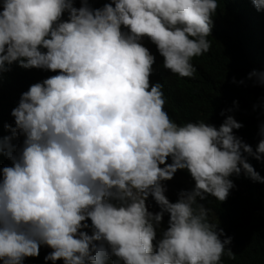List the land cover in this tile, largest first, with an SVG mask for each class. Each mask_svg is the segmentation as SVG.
<instances>
[{
  "label": "clouds",
  "instance_id": "obj_1",
  "mask_svg": "<svg viewBox=\"0 0 264 264\" xmlns=\"http://www.w3.org/2000/svg\"><path fill=\"white\" fill-rule=\"evenodd\" d=\"M252 4L264 11V0ZM218 7V0H109L99 7L0 0V78L13 64L56 73L21 93L14 124L4 125L10 135L0 138V264H24L42 246L51 249L44 260L52 264L235 259L232 237L200 201H225L233 175L264 183L248 160L264 162V122L255 149L233 131L243 124L231 114L218 128L177 123L164 108L163 84L151 81L156 57L144 44L155 46L164 69L193 78V58L211 48ZM248 78L264 86V71ZM178 170L194 184L172 202L164 181Z\"/></svg>",
  "mask_w": 264,
  "mask_h": 264
},
{
  "label": "trees",
  "instance_id": "obj_2",
  "mask_svg": "<svg viewBox=\"0 0 264 264\" xmlns=\"http://www.w3.org/2000/svg\"><path fill=\"white\" fill-rule=\"evenodd\" d=\"M89 2L99 7L109 0ZM75 3L79 6L80 0ZM218 3L212 36L208 37L211 48L204 55L193 58L192 63L197 69L193 78H180L164 69L155 46L144 40L145 46L156 57L151 81L163 84L164 108L177 123L205 120L218 128L225 116L231 114L243 124L242 128L233 131L255 149L259 140L258 127L264 122V86L256 84L255 78L249 79L248 73L253 69L264 71V11H257L252 0H218ZM55 74L13 64L12 70L0 78V138L10 135L4 125L14 124L10 113L21 93L32 83ZM227 109L231 111L221 115V111ZM20 139H14L13 143H20ZM248 160L264 176V162L250 156ZM2 161L3 166L11 163L3 154ZM168 162H171L170 158ZM230 179L235 187L225 201L218 202L212 196L200 201L210 209L212 222L219 223L225 235L232 237L227 247L234 252L235 259L225 254L223 264H264V183L254 182L243 173ZM164 184L166 195L175 202L179 191L191 189L194 181L186 170H178L173 179ZM148 204L150 210H159L151 197ZM167 220L165 214L162 227L167 226ZM50 251L42 246L40 255L25 258L24 264H52L44 260ZM55 264H63V261L57 260Z\"/></svg>",
  "mask_w": 264,
  "mask_h": 264
}]
</instances>
